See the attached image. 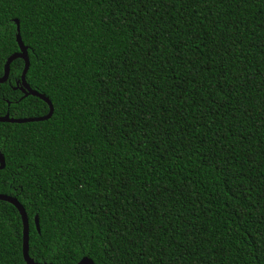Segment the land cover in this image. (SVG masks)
I'll use <instances>...</instances> for the list:
<instances>
[{"label":"trees","instance_id":"16d2710c","mask_svg":"<svg viewBox=\"0 0 264 264\" xmlns=\"http://www.w3.org/2000/svg\"><path fill=\"white\" fill-rule=\"evenodd\" d=\"M16 21L55 109L0 123L36 263L264 264V0H0V78ZM24 69L0 116L49 114ZM23 229L0 201V264Z\"/></svg>","mask_w":264,"mask_h":264},{"label":"water","instance_id":"95a60500","mask_svg":"<svg viewBox=\"0 0 264 264\" xmlns=\"http://www.w3.org/2000/svg\"><path fill=\"white\" fill-rule=\"evenodd\" d=\"M16 24H17V42H18V45L20 47V52L13 54L8 59L6 65H5L4 76L0 78V84H4V83L8 82L9 77H10V71H11L12 63L14 61H16L17 59H22L25 62V69H24L23 74H22L21 85L18 84V87H16L15 90L19 89L23 93V95H24L23 99L27 98L29 96H33V97H37V98L43 100L44 102H46L48 104V106L50 108V112L47 116H44V117L25 118V119L11 118V116L9 114H7L5 116H0V123L26 124V123L48 121L52 118V116L54 114V112H52V109L54 108V106H53V104L49 98H47L43 94L38 93L37 91H34L30 87V85L27 83L26 76H27V73L30 69L29 49L27 46H25V44L22 40L19 21H16ZM5 167H6L5 158H4L3 154L0 153V170H4ZM0 201L12 204L19 211V213L22 217L23 225H24V229H23V257H24V260L27 264H39V263H36L35 260L32 259L30 256V245H29V243H30V224H29V218H28V215L26 213L25 208L22 206V204L15 197L0 194ZM36 224H37V228L39 230V223H37V219H36ZM39 232H40V230H39ZM43 264H47V263H43ZM79 264H94V262L91 259L86 257Z\"/></svg>","mask_w":264,"mask_h":264},{"label":"snow or ice","instance_id":"6c2138e0","mask_svg":"<svg viewBox=\"0 0 264 264\" xmlns=\"http://www.w3.org/2000/svg\"><path fill=\"white\" fill-rule=\"evenodd\" d=\"M52 112H55V109H52ZM37 223H39V218H37Z\"/></svg>","mask_w":264,"mask_h":264}]
</instances>
